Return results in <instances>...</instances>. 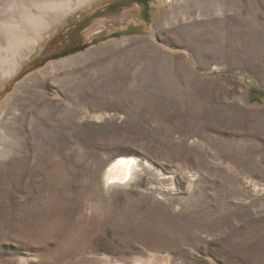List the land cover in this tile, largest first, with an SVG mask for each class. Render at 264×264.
Here are the masks:
<instances>
[{
	"label": "rangeland",
	"instance_id": "374dc122",
	"mask_svg": "<svg viewBox=\"0 0 264 264\" xmlns=\"http://www.w3.org/2000/svg\"><path fill=\"white\" fill-rule=\"evenodd\" d=\"M0 264H264V0H0Z\"/></svg>",
	"mask_w": 264,
	"mask_h": 264
},
{
	"label": "bare ground",
	"instance_id": "6f19581e",
	"mask_svg": "<svg viewBox=\"0 0 264 264\" xmlns=\"http://www.w3.org/2000/svg\"><path fill=\"white\" fill-rule=\"evenodd\" d=\"M139 166L142 169H137ZM146 167L138 164L136 160L119 159L115 164H111L105 174V183H121L122 185H128L130 182L141 177V172L145 171ZM140 170V171H139Z\"/></svg>",
	"mask_w": 264,
	"mask_h": 264
}]
</instances>
